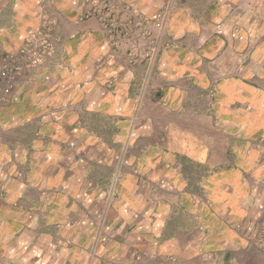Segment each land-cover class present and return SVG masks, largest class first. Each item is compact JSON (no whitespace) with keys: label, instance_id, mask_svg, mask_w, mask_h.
Masks as SVG:
<instances>
[{"label":"crops","instance_id":"obj_1","mask_svg":"<svg viewBox=\"0 0 264 264\" xmlns=\"http://www.w3.org/2000/svg\"><path fill=\"white\" fill-rule=\"evenodd\" d=\"M115 1L153 16L168 0ZM87 7L0 0L4 50L44 14L63 38L0 100V264H147L133 261L135 232L95 241L99 208L118 202L105 192L134 191L143 172L183 192L161 200L156 228L170 253L264 264V0H180L135 65L96 19L78 21ZM136 143L139 154L127 152Z\"/></svg>","mask_w":264,"mask_h":264},{"label":"rangeland","instance_id":"obj_2","mask_svg":"<svg viewBox=\"0 0 264 264\" xmlns=\"http://www.w3.org/2000/svg\"><path fill=\"white\" fill-rule=\"evenodd\" d=\"M180 0H168L162 8H160L153 16H147L143 13L139 12L132 6L127 4L119 6V4L115 0H87V9L85 10L84 14L78 18V21H84L88 19H96L99 23V28L102 34L107 39L109 45L114 50H125L128 56V61L131 65H135L139 62H143L148 60L152 57V55L148 59H141L137 62L132 63L130 61L131 56L128 53L126 48H116L115 41L120 39L118 33H120L121 28L125 25V23L132 18L133 16L142 15L147 18H154L159 11L167 10V17L164 21V26L161 28H165L168 26L175 9L179 5ZM239 6H237L232 14H235L238 11ZM50 18L53 22H55V40L52 42L53 48L50 52L46 53L40 62L34 63V67L30 68L29 70H25L23 74L20 76V79L17 83V86L22 82V80L27 78L33 70L39 67L54 51L56 46L61 43L63 40L62 36L57 31L58 20L54 16L49 14L43 15L42 23L45 21V18ZM101 18L106 22H111L115 28L110 34L106 32L104 29L103 23ZM223 23H219L217 25L222 26ZM43 24H41L42 26ZM224 25V24H223ZM41 26L34 32H32L29 36L24 38L22 44L31 36H33ZM155 28V27H154ZM150 33L152 31L150 30ZM153 34V33H152ZM223 34V30L222 33ZM58 39V40H57ZM21 44V45H22ZM20 45V46H21ZM51 45V44H50ZM156 45V44H155ZM20 46L15 50H10L9 52H16ZM44 46L42 47V51H44ZM16 86V87H17ZM1 100V99H0ZM133 145V146H132ZM144 146L142 144L136 143L131 144L127 148V152H132L134 154H139L143 149ZM106 160L105 158L103 159ZM100 157V164L102 163ZM140 160V158H139ZM107 161V160H106ZM130 160H124L122 166L127 165L129 168L132 166V162ZM89 162L91 165H97L96 159H90ZM111 162L116 163V160L113 159ZM189 166V165H188ZM96 167V166H95ZM124 175V174H123ZM123 175H117L116 179L121 180L124 178ZM110 178V176H107ZM169 177V176H168ZM112 178V177H111ZM154 178L153 175H148L145 172L133 174V179L135 180V189L134 191L123 190L120 189L118 185L115 189H111L110 191H106L104 194L105 199H111L109 196L112 195L117 202V205H112L110 207V211L107 208L100 207V215L103 219L100 221V233L97 234V239H95L97 245L96 246H105L107 243L112 241L116 235L124 236L128 239L129 236L135 232L134 241L137 242V248L133 253V261L135 263H147V264H210L201 258H193L196 256H192V259H183L180 255L175 253H170L167 250V246L164 245L163 241H161V237L158 236L159 232L157 231L156 224L159 217L163 212H166L168 208L163 206V201H161L164 197L167 199L169 198H176L181 195L180 191L171 190V192H165L162 188H166L167 184L166 181L164 183H160L158 181L155 182L152 179ZM187 182L194 183L193 175L186 176ZM171 182V181H170ZM111 182L107 184L109 187ZM106 186V185H104ZM162 187V188H161ZM193 192H189L188 194H192ZM200 195L199 192H196ZM203 197L204 196V191ZM87 195V194H86ZM195 196L196 199H201L200 196ZM180 198V197H179ZM205 199V198H203ZM208 199V198H207ZM193 200V198L189 199ZM160 201V202H159ZM206 202V201H205ZM95 209L96 205H95ZM167 214V213H165ZM169 216V214H168ZM176 219V217H175ZM159 223V222H158Z\"/></svg>","mask_w":264,"mask_h":264},{"label":"built area","instance_id":"obj_3","mask_svg":"<svg viewBox=\"0 0 264 264\" xmlns=\"http://www.w3.org/2000/svg\"><path fill=\"white\" fill-rule=\"evenodd\" d=\"M167 17V10L159 11L152 19L142 15L133 16L125 23L118 33L116 48H126L132 63L148 59L155 50L156 39L150 33V27L161 29ZM102 20L104 29L109 34L115 30L111 22ZM43 25L33 36L28 38L16 52H9L0 46V99L5 100L13 92L20 76L25 70L33 68L43 56L53 48L55 40V22L45 18ZM217 32L222 33V26L217 25ZM58 40V39H57ZM51 44V45H50ZM44 46V51L42 47Z\"/></svg>","mask_w":264,"mask_h":264}]
</instances>
